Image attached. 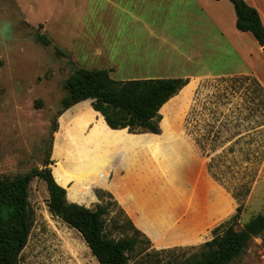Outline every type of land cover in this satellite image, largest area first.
<instances>
[{"label":"rangeland","instance_id":"obj_1","mask_svg":"<svg viewBox=\"0 0 264 264\" xmlns=\"http://www.w3.org/2000/svg\"><path fill=\"white\" fill-rule=\"evenodd\" d=\"M84 1L0 0V177L50 169L68 187L70 203L89 209L110 204L106 235L118 240L132 233L119 228L124 214L118 201L114 198L120 207L97 197L95 185L106 176L102 149L154 141L156 148L146 158L155 166L158 182L165 183V196L173 200L172 216L188 225L204 223L208 231L200 243L187 247L157 249L150 240L151 245L143 244L131 255L130 264H178L197 254L240 205L237 229L263 212L264 109L249 113L244 89L232 93L230 80L209 79L190 83L164 106L158 136L112 132L93 110L87 117L80 108L64 118L60 131L61 118L75 107L62 112L66 81L78 69L105 67L96 52L117 43L84 38ZM38 32L50 39V46L36 40ZM110 75L121 78L115 70ZM190 112L200 114V128ZM89 124L94 129L86 136ZM198 135L201 148L195 142ZM29 201L33 222L19 264H99L82 235L51 214L47 185L38 177L30 184ZM231 264H264V236L253 239Z\"/></svg>","mask_w":264,"mask_h":264},{"label":"crops","instance_id":"obj_2","mask_svg":"<svg viewBox=\"0 0 264 264\" xmlns=\"http://www.w3.org/2000/svg\"><path fill=\"white\" fill-rule=\"evenodd\" d=\"M92 1H84L86 18L81 33L84 38L110 39L107 45L117 39L118 44L98 49L96 54L107 62L100 69L117 71L119 81L184 79L196 86L209 79L252 76L263 86V47L251 33L238 31L229 0ZM244 1L258 11L264 26V0ZM84 103L61 118L60 131L64 118L74 115L75 109L80 108L87 117L93 112ZM94 114L100 120L102 115ZM102 120L110 131H123L110 129L103 116ZM93 129L89 124L84 134L89 136ZM153 143L104 145L106 176L95 186L114 196L155 248L196 245L208 229L204 223L188 225L172 216L173 200L165 196V183L158 182L157 170L146 158L156 148Z\"/></svg>","mask_w":264,"mask_h":264},{"label":"trees","instance_id":"obj_3","mask_svg":"<svg viewBox=\"0 0 264 264\" xmlns=\"http://www.w3.org/2000/svg\"><path fill=\"white\" fill-rule=\"evenodd\" d=\"M234 6L240 32L251 33L261 47H264V26L258 11L244 0H229ZM36 40L50 46V39L40 32ZM59 54V52L57 51ZM237 77V76H236ZM229 78V79H228ZM220 79V78H219ZM230 80L229 90L238 93L245 90L246 109L253 113L255 108L264 109V87L252 76L224 77ZM250 82L253 86L244 87L241 83ZM184 79H147L132 81L114 80L107 69H78L66 81V97L63 99V111L80 103L91 101L95 113H100L112 130H126L130 134L161 133V110L188 85ZM225 99L226 97H219ZM101 116V120H102ZM190 118L200 128V114L190 112ZM103 122V120H102ZM104 127L107 128L103 122ZM200 133V129H198ZM241 135V134H240ZM195 142L201 148L200 135ZM218 148H212L217 152ZM224 154L225 150L221 151ZM1 156V155H0ZM42 179L49 193V211L71 228L77 230L99 264H130L131 255L138 253L143 244L151 245L150 239L136 228L132 220L119 206L114 197L101 189L97 197L112 200L124 214L119 228L131 232L121 239L106 235V217L110 213V204L97 205L95 209L81 206L80 202L67 200L68 187L58 181L50 169L33 171L14 179L0 177V264H19L20 256L28 243L32 228L33 210L29 201V187L34 178ZM67 190V191H66ZM248 192V191H247ZM78 203V204H77ZM242 213V205L232 218L212 231V239L178 264H231L248 249L253 239L264 236L263 212L251 218L242 229H237Z\"/></svg>","mask_w":264,"mask_h":264},{"label":"water","instance_id":"obj_4","mask_svg":"<svg viewBox=\"0 0 264 264\" xmlns=\"http://www.w3.org/2000/svg\"><path fill=\"white\" fill-rule=\"evenodd\" d=\"M263 51H264V47H263Z\"/></svg>","mask_w":264,"mask_h":264}]
</instances>
